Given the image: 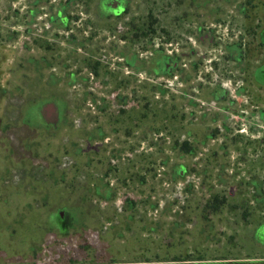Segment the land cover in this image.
<instances>
[{"label":"rangeland","instance_id":"1","mask_svg":"<svg viewBox=\"0 0 264 264\" xmlns=\"http://www.w3.org/2000/svg\"><path fill=\"white\" fill-rule=\"evenodd\" d=\"M118 1L121 3L122 0ZM246 1L254 10L251 13L254 25L251 23V36H247L252 40V51L246 53L245 61L250 59L254 66L264 62V49L257 46L260 41L258 21L264 17V0ZM125 2V11L134 13L141 1ZM148 5L147 8L141 7L140 12L150 11ZM98 10L99 0H0V264H234L230 260L222 261V258L247 257L253 260L241 262L264 264V245L252 239L254 225L264 222V203L250 201L254 203L252 206L241 200L247 197L243 194L246 192L243 188L247 180L245 176L248 175L246 166L255 172L261 171L258 159L255 156L249 158L244 167L235 165L238 162L232 158L231 169L228 168L227 172L237 176L222 179L223 184H219L218 178H210V184L203 187L196 164L188 169L184 177L172 174L185 162L176 142L184 135L182 127L186 122H182L178 111L185 107V100L179 98V93L174 94L175 100H170L164 82L142 83L141 89L145 91L136 101L142 108L138 109L141 111L140 125L143 126L141 136L152 139L154 134L153 141L148 138L149 142L140 143L139 178L142 174L145 178H140L139 188L132 192L126 187L123 190L120 188L123 185L119 184L117 188L120 190L107 200L101 197L102 191L101 195L94 192L99 178L103 177L102 182L106 181V174L112 185H115L116 179L124 180L127 165L117 163L114 156L117 149L125 147L126 138L132 132L116 133L117 130L111 129L110 124L115 126L117 107L122 104L121 101L84 99L80 94L83 85L74 90L65 77L72 65L67 54L70 47L66 30L79 27L80 30L73 33L76 39H82V28L92 26L84 24L86 13ZM57 12L72 13L81 20H75V24L61 30L59 20H49ZM226 17H221L225 23L231 19ZM238 22L234 31L245 24ZM93 27L103 26L97 24ZM217 29L225 37L229 27L222 24ZM55 33L59 36L55 37ZM58 52L60 62H67L64 67H57V61L53 65V56ZM219 54V50L206 53V75L222 76L225 71L231 70L219 62V73L209 66L208 61H214ZM41 59L50 63V67H44L46 63ZM233 73L239 78V71L234 70ZM49 75L54 76V83ZM225 84L230 86L228 82ZM236 86L244 84L237 83ZM233 90L231 86L230 91ZM253 91H257L255 86ZM145 95L147 98H144ZM261 99L253 100L252 107L246 106L245 110L246 113L252 112L253 125L247 132L248 135L251 133L253 140L264 139V115L263 119L259 116L264 107V96ZM133 102L126 101L121 109H129ZM236 102L238 111L243 110L245 97H237ZM45 103H56L64 108L65 126L55 132L41 131L43 135L35 136L22 126L24 110L29 104L34 111ZM144 109L147 116L142 115ZM237 117L226 116L237 124L244 123L245 114L241 120ZM192 119L191 116L190 121ZM105 120L110 122L108 126H105ZM132 122V119L125 118L123 123L132 124L134 129L136 123ZM98 127L104 130L103 139L87 142L88 133ZM190 129V133L196 136V127L190 126ZM238 129L243 127L238 126ZM137 137H134L135 143L139 139ZM29 143H37L39 150L26 149ZM31 155L38 159L30 162ZM10 158H14L22 168L9 169L12 163L7 159ZM199 158L196 156L194 162L201 164L203 161ZM25 167L28 171L23 170ZM233 168L237 172L232 173ZM152 169L155 179H149L147 174ZM125 176L131 177L128 174ZM261 182L263 190L255 197L259 200L264 199V179ZM187 183L188 188H185ZM209 186L217 193V198L224 195L229 202L233 201L232 195L239 193L241 196L237 194L234 198H237L239 206L252 212L249 217L251 225L244 226L241 218L230 214L229 210L241 207L236 204H223V211H226V215L221 216L223 222L214 216L202 218L197 207L202 210L203 203L206 206V203L213 202L209 196L211 192L208 193ZM224 196L221 197L224 199ZM125 199L135 203L134 207H130L131 211L127 210L129 207ZM61 213L68 215V222ZM242 213L245 215V212ZM173 223H178V226H173ZM64 224L68 230L62 232ZM261 229L257 239L262 242L264 227ZM199 258L204 260L196 262Z\"/></svg>","mask_w":264,"mask_h":264},{"label":"flooded vegetation","instance_id":"2","mask_svg":"<svg viewBox=\"0 0 264 264\" xmlns=\"http://www.w3.org/2000/svg\"><path fill=\"white\" fill-rule=\"evenodd\" d=\"M139 1L141 2L136 7L138 11L130 13L125 11L127 2L125 0H122L121 3L118 0H99V10L90 14L86 13L84 24H91L92 26L82 28L84 34L82 39H76V34L73 33V31L80 30L79 27L66 30V40L69 41L68 46L70 47L67 50V54L69 62L72 64L70 72L65 76L68 79V83L72 85L74 90H77L78 86L83 85L80 94H82L81 96L84 99L121 101L122 104L117 107L115 126L110 124L111 129L117 130L116 133H124L126 130L132 131L126 138L128 140V143L126 142L128 144L127 147L125 144L123 149H117V154L114 156L117 163L120 162L123 165H127L123 176L124 180L116 179L115 185H112L108 181V175L106 174V181L102 182L103 177L99 178L100 184H95L94 192L97 195H101L100 191H102V198L111 199L112 194L116 195V191L120 190V188L125 190L126 187V190L134 192L140 186V178H145V174H142L139 178L141 167L140 143L141 141L149 142L151 137L149 136V139H146L145 136H141V128L143 127L140 125L141 111H138L140 107L139 102L137 104L136 101L140 100L139 98L145 91V89H141L142 83H157V81H160L165 83V87L168 90L166 95L170 100H175L174 94L178 93L180 94L179 98L185 100V107L178 111L181 114L180 116H182V122H186L182 127L184 135L181 136V139H176L178 140L176 141L177 145L181 148L185 164L179 165L178 170L174 173L172 172V174L184 177L189 172L188 169L193 164H196L197 175L199 180L204 183L203 187L210 184V178L211 180L218 178L219 184H223L224 181L222 182V179L237 176L227 172L232 158L238 162L235 165L241 164V166L245 167L249 162V158L255 156L261 165V171L255 172L247 169L246 166L248 175L245 176L247 180L243 188L246 192L243 194H247V197L241 200L246 205L254 204L250 201L264 203V199L255 198L263 190L261 181L264 179V139L253 140L251 133L248 135L247 130L251 129V125H253L251 122L252 112H245L246 106L252 107L253 100L256 101L264 96V62L253 66L252 61H249L250 59L245 61L246 53L252 51V40L247 36H251V23L254 25V17L251 14L254 11L253 8L246 0H240L239 3L235 2V0ZM141 3L144 4L142 5ZM146 4L150 11L143 14L140 12V8H147ZM80 14L82 15V13ZM224 16L231 18L230 21L225 23L221 18ZM55 19L60 21L61 30H63V28H68L69 25L75 24V20L80 18L76 15L72 16V13L57 12L55 16L49 17L51 21H55ZM237 19L245 22L243 24L245 27L242 26L238 31H234L235 26L238 25L236 23L238 22ZM258 22L260 41L257 46L260 49H264V17H262V20L259 19ZM97 24L103 27H93ZM222 24L229 27L225 37H222L217 29V26ZM87 30L88 33H86ZM58 36L59 33H55V37ZM214 50H219L220 54L214 61L213 59L208 61L209 66H213L215 71L218 72L219 62V64L223 63L231 69L229 72L225 71L222 76L212 77L205 74L206 53ZM53 57H55L53 65L56 61L59 63L57 67H64L67 64L66 61L60 62V52ZM41 61L46 63L43 59ZM44 67H50V63L47 62ZM53 69L55 70V66ZM234 70L239 71V78L233 73ZM49 77L53 83L56 81L54 76L51 77L49 75ZM143 79L145 81H142ZM226 82L230 84L229 87L226 86ZM237 83L244 84V86L237 87ZM84 85L85 88H83ZM231 86H233V91H230ZM254 86L257 91H253ZM248 89H251V91ZM146 95L143 97L147 98ZM148 95H156V93H148ZM237 97H245L243 110L238 111V108L235 107L237 105ZM128 100L134 101L133 106L130 105L127 110L121 109V106L125 105ZM135 102L136 104H134ZM170 103L173 106V102L170 101ZM261 103L263 104V102ZM47 104L52 103H45L39 108H35L34 111L31 110L33 108L31 104L25 107V117H23L22 126L28 128V131L35 133V136L43 135L41 131L49 133L52 130L55 132L61 126H65L63 120L64 108L55 103L58 110L57 117H55L50 112L43 113L42 108ZM196 106L197 111L195 110ZM129 111L133 113H129ZM173 111L176 112L175 110H170L171 113ZM143 112L142 115L147 116L145 109ZM263 113L264 107L259 112L261 118L264 115ZM124 114L125 118L132 119L133 124L136 123L134 125L136 131L132 128V124L123 123L125 118L122 119V116ZM195 114H198L197 117H195ZM243 114L246 117L244 118V123L240 124H237L234 119L226 118V116L238 115L239 117L237 118L239 119L237 120H241ZM110 116L106 115V117ZM191 116L193 121H190ZM183 117L185 118L183 119ZM105 121V126H108L110 122L108 120ZM190 122H193V124ZM190 126L191 128L196 127V136L190 133ZM238 126L239 128L243 127V129H238ZM135 132H137V135ZM103 135V128H95L93 132L88 133L86 141L102 140ZM137 136L139 139H136L137 142L135 143L134 137ZM152 136L154 138V134ZM153 138L151 139L152 141ZM26 146V149L32 148L31 150H33L36 148L35 151L39 150L37 149L39 146L37 143L36 145L29 143ZM196 156H199V159L203 161L201 164L194 162ZM29 158L30 162L38 159V157L33 155ZM10 160L12 167H9V169L22 168L14 158L7 159V161ZM235 165H232V167H235ZM130 168L132 171H130ZM24 169L28 171L26 167ZM233 171L234 168L232 173L237 172ZM130 172L132 173L129 174ZM48 173L52 176L51 171ZM126 174L131 176L130 179L126 178ZM147 174L150 176L149 179H155L156 177L153 169ZM258 178L261 183L257 181ZM188 183L185 188H188ZM119 184H122L123 187L118 189L117 185ZM234 192L237 193L236 190ZM208 193L211 194L209 196L213 202L206 203V206L203 203L202 210L197 207L199 208L198 214H201L202 218L214 216L219 218V222H223L221 216L226 215V211H223V206L225 204H236L239 206V203H235L237 198H234L237 194L240 195L239 193L231 196L232 202L227 201L224 195H221L224 196V199L221 196L217 198V193L213 192L211 186L208 188ZM126 201L129 207L127 210L131 211L130 207H134L135 203ZM229 211L236 218H241L244 226L249 227L251 225L249 217L251 218L252 212L246 211L245 207L241 206L239 210L233 208ZM242 212H245V215ZM61 215L65 218V222H68V215L65 213H61ZM259 225L264 227V222ZM173 226H178V223H173ZM67 227L64 224L63 228L59 230L62 232L67 231ZM260 230L262 229L259 228L256 232L254 231L253 238L260 245H264V241L258 240L257 233ZM228 260L236 262L253 259L249 257L244 259L222 258V261Z\"/></svg>","mask_w":264,"mask_h":264},{"label":"water","instance_id":"3","mask_svg":"<svg viewBox=\"0 0 264 264\" xmlns=\"http://www.w3.org/2000/svg\"><path fill=\"white\" fill-rule=\"evenodd\" d=\"M43 113H51L53 116L57 117V107L55 104H47L42 108ZM62 216V215H61Z\"/></svg>","mask_w":264,"mask_h":264},{"label":"trees","instance_id":"4","mask_svg":"<svg viewBox=\"0 0 264 264\" xmlns=\"http://www.w3.org/2000/svg\"><path fill=\"white\" fill-rule=\"evenodd\" d=\"M150 231L153 233V232H155V231H153V229H150ZM202 260H204V259H201L200 260V258H199V260H197L196 262H202ZM153 261V260H152ZM156 261V260H155ZM233 262V261H232ZM244 262H246V261H244ZM150 264H151V262H150ZM225 264H229V263H225ZM234 264H244L243 262H241V261H236V262H234Z\"/></svg>","mask_w":264,"mask_h":264},{"label":"crops","instance_id":"5","mask_svg":"<svg viewBox=\"0 0 264 264\" xmlns=\"http://www.w3.org/2000/svg\"><path fill=\"white\" fill-rule=\"evenodd\" d=\"M235 203H238V201H236ZM254 226H255V230L254 231L256 232V230L259 229V228H262L263 225L255 224ZM254 231H253V233H254ZM252 239H253V237H252Z\"/></svg>","mask_w":264,"mask_h":264}]
</instances>
